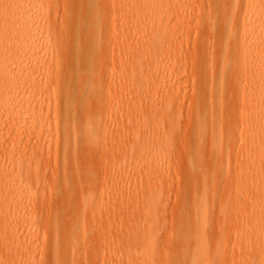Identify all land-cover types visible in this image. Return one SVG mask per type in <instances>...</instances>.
Masks as SVG:
<instances>
[{"label": "bare ground", "instance_id": "bare-ground-1", "mask_svg": "<svg viewBox=\"0 0 264 264\" xmlns=\"http://www.w3.org/2000/svg\"><path fill=\"white\" fill-rule=\"evenodd\" d=\"M24 1L27 2L0 0V238L7 246L18 247L23 243L34 247L37 240L32 227L13 226L10 222L20 217L19 208L28 209L29 213L22 218L28 225L35 221L39 211L50 208L52 221L47 239L53 244L54 264H63L69 259L75 264L77 220L74 213L78 210V197L95 191L103 196L104 190L110 195L109 188L106 190V184L110 183L109 175L118 178V174H122L121 183L128 173L140 176L143 185L162 182L161 176L169 173L161 162L162 158L170 156L172 129L151 134L146 132L149 131L147 128L133 125L132 128L137 126L133 131H141L139 135L142 137L133 145L136 149L142 147L147 155L124 156L118 170L105 165L96 167L93 160L102 153L99 135L107 141L109 127L119 122L117 114L120 111L115 110L118 101L107 99L108 93L112 82L125 83L120 77H108L106 72L112 60L109 53L105 55L106 38L100 30L108 10L104 9L101 0H85L80 10L82 20L75 21L69 35L64 25L63 28L57 27L52 22L51 0H33L38 3L35 10L30 2L32 0H28L27 4H23ZM117 1L118 4L124 2ZM132 1L122 14L136 10L140 14V17L137 16V27L142 33L140 39L149 45V51L155 47H174L176 34L168 32V28L180 27L184 30L189 10L200 6L192 0ZM247 1L249 8L245 19L238 25L235 17L239 16L241 0H206L208 8L202 10V22L197 24L196 29L210 24L216 46L209 52L207 61H200L199 65L205 69L207 83L218 82L220 87L218 91L199 88L195 134L203 142L194 147L188 146V143L183 160L192 171L193 182L215 183L223 176L225 154L234 143L244 149L236 162L242 161L247 167L236 173L231 184L236 188L234 191L241 192L244 197L240 210L248 209L252 264H264V0ZM111 27L108 24L107 28ZM237 38L241 39L240 43H236ZM246 38L249 40L246 41ZM71 40L81 44L76 58L72 53V44L68 45ZM201 41V38H196L197 54L204 53L206 49ZM123 44L113 46L114 56L125 48ZM230 49L235 51L232 59L223 55ZM140 52L145 54L143 48ZM239 59L244 62L242 69L228 68L231 60ZM18 65L22 66L21 70H16ZM173 73L168 72V75L172 77ZM225 76L245 79L241 91L226 90ZM65 80H68L65 87L69 90L62 87ZM125 86V89L129 88V85ZM117 93L121 95L120 89L115 88ZM207 93L212 99L208 105V122L204 123L202 115L207 107ZM237 99L243 106L252 105L250 111L242 116L248 125L241 138L234 132L237 119L233 117L232 109L224 108V100ZM153 101L156 103V100ZM105 105L108 111H104ZM51 112L57 116L55 120L50 119ZM165 117L167 122L177 118L169 113ZM150 127L159 129L161 123ZM130 128L131 125L127 127ZM135 138L140 139L138 136ZM53 139L60 144L62 176L48 189L53 194L46 204L42 194L40 201L35 196L39 187L44 188L42 180L46 167L43 166V157ZM155 154H158L157 158ZM199 172L197 178L195 173ZM122 185L119 186L122 187L120 191L124 192ZM156 187L159 190L160 186ZM205 187L201 185L203 190ZM148 189L145 191L148 192ZM231 189L230 192L233 191ZM114 192L111 195L115 198L123 196L118 191L117 194ZM129 193L132 195L133 192ZM137 193L135 196H139ZM239 197L236 199L239 200ZM84 203L81 207H85ZM82 210L80 213H83ZM23 234L25 239L20 236ZM69 246L73 251L71 255ZM26 254L20 253L19 257L22 259Z\"/></svg>", "mask_w": 264, "mask_h": 264}, {"label": "rangeland", "instance_id": "rangeland-1", "mask_svg": "<svg viewBox=\"0 0 264 264\" xmlns=\"http://www.w3.org/2000/svg\"><path fill=\"white\" fill-rule=\"evenodd\" d=\"M84 1L51 0L52 22L57 27L63 28L64 25L65 31L70 35L75 21L82 20L80 10ZM101 1L108 14L104 18L100 34L106 38L105 55L109 53L112 60L111 65L106 68L107 76L120 77L125 83L112 82L107 99L118 101L115 110L120 111L117 114L119 122L109 127L107 141L99 135L102 153L100 156H95L93 161L96 167L105 165L110 169L118 170L123 164L124 156L147 155L142 147L136 149L133 145L134 141L142 139L139 135L141 131H133L137 126L147 128L149 131L146 132L151 134L172 129V137L169 139L171 153L169 157L162 158V166L169 170L168 174L161 176L162 182L143 185L140 183V176L128 173L121 183L119 181L122 180L120 178L122 174H118V178L109 175L107 177L110 183H105L106 187L108 186L106 190L109 188L108 193L111 194L115 190L116 194L119 192L122 197L117 195L119 197L115 198V195H108L105 190L102 192L103 196L99 191H95L93 194H83L78 197V210L74 213L77 220L75 264H252L248 209L240 210L244 197L241 192L234 191L236 188L231 184L235 181L236 173L247 167L242 161L236 162L237 156L243 153L244 149L234 143L232 149L225 154L223 176L217 178L215 183L203 182L206 185L205 190L201 188L202 182H193L192 171L187 165L185 166L183 160L188 143V146L194 147L198 142H203L198 140L195 134L199 88L218 91L220 87L218 82L207 83L205 69L199 65L200 61H207L209 52L216 46L210 24H205L200 30L196 29L197 24L202 22V10L208 8V3L206 0H192L198 2L200 6L189 10L186 18L189 30L187 26L184 30L180 27L168 28V32L176 34L174 47H155L149 51V45L142 38L140 39L142 33L137 27V16L140 17V14L137 10L122 14L133 1L124 0L122 4H118L117 0ZM27 2L24 1L23 4ZM30 2L35 10L38 3L33 0ZM238 8L239 16L235 19L237 24L241 25L249 8L248 1L241 0ZM190 15L193 17L190 18ZM108 24L112 25L110 29L107 28ZM196 38H201V44L206 47L204 53H195ZM248 40L249 38L246 41ZM121 42L124 43L125 48L114 56L112 48ZM240 42L241 39L237 38L236 43ZM71 44L72 53L76 58L81 44L72 40L68 45ZM141 48L144 49L145 54L140 52ZM234 53L235 51L230 49L223 52V55L232 59ZM73 55L71 54V57ZM243 63L242 59L231 60L228 68L242 69ZM21 67L18 65L16 70H21ZM168 72H174L173 76L170 77ZM67 81L65 80L62 86L65 90H69L65 87ZM224 81L226 90L232 88L238 93L246 80L242 77L225 76ZM126 84L129 85V88L127 87L129 90L124 88ZM115 88L120 89L121 95L115 94ZM211 99V95L207 93L205 99L207 107L202 115L204 123L208 122L207 118L210 115L208 105ZM153 100H156V103ZM251 107V104L243 106L239 99L224 100L225 110L231 108L233 117L237 119L234 132L240 138L242 131L248 125L242 116L244 117ZM108 109L105 105L104 111ZM166 113L177 118L167 122ZM55 118L57 116L51 112L50 119L55 120ZM158 122L161 123V128L150 127ZM130 125L131 128L127 129ZM133 125L137 126L132 128ZM136 136L140 139L135 138ZM59 154L60 144L57 139H53L43 157V166L46 167L45 177L42 180L44 188L39 187L35 196L36 200L40 201L39 196L42 194L46 204L53 194L49 193L48 189H51L62 176ZM155 157L157 158L158 154H155ZM126 164L130 163L126 161ZM195 174L198 178L200 172ZM119 184H123L124 192L120 191L122 187H119ZM155 184L160 186L159 190ZM146 186L147 188L143 190ZM148 188L152 190L153 196ZM147 189L149 194L145 191ZM230 189L237 193L230 192ZM130 191L133 192L132 195ZM136 191L138 192L136 195L139 196H135ZM104 194L108 196L105 197ZM237 196L242 198L239 197L237 200ZM234 200L240 205L237 206L236 202L234 205ZM83 202L85 207H81ZM80 210L84 214L80 213ZM18 211L21 212L20 217L14 218L10 223L13 226L32 227L37 242L32 247L23 245L24 240H22L20 246L11 247L3 243L0 238V264H54L53 244L47 239L52 221L51 209L39 211L35 215V221L29 225L22 219L29 213L28 209L22 207ZM20 236L26 238L25 234ZM68 249L71 255L72 248L69 246ZM24 252L27 254L21 259L19 254ZM63 264H72V262L69 259Z\"/></svg>", "mask_w": 264, "mask_h": 264}]
</instances>
